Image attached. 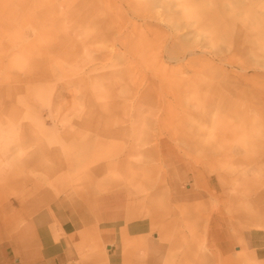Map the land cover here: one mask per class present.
I'll return each instance as SVG.
<instances>
[{"label":"rangeland","instance_id":"374dc122","mask_svg":"<svg viewBox=\"0 0 264 264\" xmlns=\"http://www.w3.org/2000/svg\"><path fill=\"white\" fill-rule=\"evenodd\" d=\"M180 2L197 11L192 30L144 19L149 0H0V131H15L0 142V241L34 214L23 208L67 195L121 192L147 210L170 177L172 195L164 186L153 203L159 219L150 238L167 248L163 262L202 264L197 248L218 237L208 233L214 202L205 198L200 208L185 198L197 159L192 142L203 133L204 144L224 149L231 160L222 157V172L236 174L233 159H260L264 99L253 96L264 90V58L243 36L239 6ZM153 12L170 15L166 5ZM175 41L178 55H198L169 63L166 77L159 53ZM218 86L226 89L214 92ZM214 98L227 110L199 132L196 110ZM144 132L167 145L145 153L155 143L142 147ZM241 253V245L230 251Z\"/></svg>","mask_w":264,"mask_h":264},{"label":"bare ground","instance_id":"6f19581e","mask_svg":"<svg viewBox=\"0 0 264 264\" xmlns=\"http://www.w3.org/2000/svg\"><path fill=\"white\" fill-rule=\"evenodd\" d=\"M149 2L152 8L143 12L145 13L144 19L158 24L165 23L173 31H181L185 28L192 30L195 28V22L192 20L196 19L195 13L197 11H190V14L184 7L179 9L180 0H149ZM228 3L232 6L231 10L235 9V5L241 9L240 13L244 19L242 27L243 36L247 41L250 40V43L259 48L264 58V0H229ZM162 5L168 7L170 15L166 16L153 12L154 8L162 7ZM156 27L160 30V27ZM200 39L198 36V41ZM175 47L176 41L169 47H163L159 53L158 62L166 65H164L162 72L166 77L168 74L173 73L168 67L169 63L187 61L188 56L194 57L198 55L197 52L192 50L189 51L187 56L185 54L178 55ZM166 58L167 61H165ZM189 61L193 63V60ZM262 68L264 69V64ZM174 74H178V72L176 71ZM165 76L164 80L171 81ZM225 76L227 77V75ZM236 84L241 85L240 80L236 81ZM225 89L226 87L224 86H218L214 87L213 90L214 92H221ZM207 95L209 98V94ZM253 97L264 99V90ZM221 109L223 112L227 110L226 106L219 99L215 98L213 101L199 105L196 110L199 132H202L205 123L209 122V117H215L216 114L221 113ZM4 114L11 119V115ZM133 128L140 129L137 125H134ZM13 130L10 127L7 130V135L0 131V142L3 140L12 141L13 135L10 134H15ZM211 132L213 131H207L208 137H210ZM151 134L150 132L142 134V138L144 139L142 147L147 146L152 141L155 143L154 147L147 151L144 150L145 153L147 152L150 155L158 151L160 143L167 145L163 140L160 142V139H163V137L158 138V135L151 136ZM203 138V133H201L198 135L197 141L193 140L192 142L191 150L197 159L191 167L188 166V173H190L189 181L193 184L192 191L185 192L186 201L201 202L197 204L200 208L205 198H210L215 204L214 212L208 217V233L212 236L215 234V237L218 238L217 240L213 239L209 241L206 246L203 245V248H200V246L197 248V253L201 257V263L258 264L257 260L264 258V152L260 159L255 161L251 159L245 160L244 158L233 159L230 165L236 166V174L233 172H222V157L229 160L230 158L226 156L228 154H226L224 149L213 146L210 142L204 144ZM222 138L224 137L222 136ZM14 140L16 141V139ZM173 160H177V158H173ZM174 169V172L178 173L181 167H175ZM254 171L256 174L253 173ZM185 180L187 181V178ZM173 183V178L165 177L161 184L157 186L153 196L149 197L147 216L151 223L159 219L155 215L153 208L155 198L161 195L162 189L165 187L166 192L169 193L168 195H172ZM169 201L171 202V200ZM172 202L175 203L173 199ZM235 245H241L242 253L233 256L230 254V251ZM251 249H255V251L250 252ZM164 250V246L159 247L157 253L150 256L147 264H171L169 261L163 262L162 255Z\"/></svg>","mask_w":264,"mask_h":264},{"label":"crops","instance_id":"0c3cea01","mask_svg":"<svg viewBox=\"0 0 264 264\" xmlns=\"http://www.w3.org/2000/svg\"><path fill=\"white\" fill-rule=\"evenodd\" d=\"M22 211L34 214L0 241V264H147L163 246L150 238L148 209L121 192L67 195Z\"/></svg>","mask_w":264,"mask_h":264}]
</instances>
